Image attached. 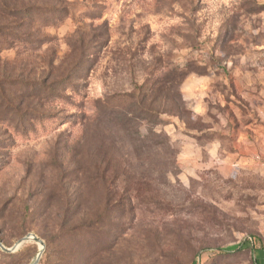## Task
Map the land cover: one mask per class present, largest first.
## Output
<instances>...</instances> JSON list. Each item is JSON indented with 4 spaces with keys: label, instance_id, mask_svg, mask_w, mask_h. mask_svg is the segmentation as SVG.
<instances>
[{
    "label": "rangeland",
    "instance_id": "1",
    "mask_svg": "<svg viewBox=\"0 0 264 264\" xmlns=\"http://www.w3.org/2000/svg\"><path fill=\"white\" fill-rule=\"evenodd\" d=\"M263 102L264 0H0V240L264 264Z\"/></svg>",
    "mask_w": 264,
    "mask_h": 264
},
{
    "label": "water",
    "instance_id": "2",
    "mask_svg": "<svg viewBox=\"0 0 264 264\" xmlns=\"http://www.w3.org/2000/svg\"><path fill=\"white\" fill-rule=\"evenodd\" d=\"M29 241H35L38 242L42 247L40 248L36 258L30 263V264H38L41 254L43 252V247H44V241L38 237L36 234L34 233H29L25 236H23L22 238H20L13 246L11 247H7L4 245V243L0 240V248L6 252H14L16 249H18L19 247H21L22 245H24L25 243L29 242Z\"/></svg>",
    "mask_w": 264,
    "mask_h": 264
},
{
    "label": "trees",
    "instance_id": "3",
    "mask_svg": "<svg viewBox=\"0 0 264 264\" xmlns=\"http://www.w3.org/2000/svg\"><path fill=\"white\" fill-rule=\"evenodd\" d=\"M7 10L10 11V13H12L13 11L16 12V10H11V9H9V8H8ZM14 12H13V13H14ZM27 12H28V11L25 10V13H27ZM28 15H30V14H27V16H28Z\"/></svg>",
    "mask_w": 264,
    "mask_h": 264
},
{
    "label": "built area",
    "instance_id": "4",
    "mask_svg": "<svg viewBox=\"0 0 264 264\" xmlns=\"http://www.w3.org/2000/svg\"><path fill=\"white\" fill-rule=\"evenodd\" d=\"M263 106H264V102H263Z\"/></svg>",
    "mask_w": 264,
    "mask_h": 264
}]
</instances>
